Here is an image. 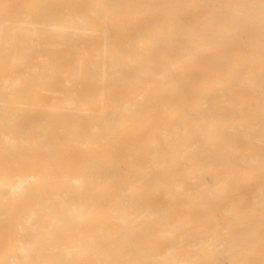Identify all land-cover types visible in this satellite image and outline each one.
I'll use <instances>...</instances> for the list:
<instances>
[{
    "label": "bare ground",
    "instance_id": "bare-ground-1",
    "mask_svg": "<svg viewBox=\"0 0 264 264\" xmlns=\"http://www.w3.org/2000/svg\"><path fill=\"white\" fill-rule=\"evenodd\" d=\"M192 1L0 0V264H264V0Z\"/></svg>",
    "mask_w": 264,
    "mask_h": 264
},
{
    "label": "rangeland",
    "instance_id": "rangeland-1",
    "mask_svg": "<svg viewBox=\"0 0 264 264\" xmlns=\"http://www.w3.org/2000/svg\"><path fill=\"white\" fill-rule=\"evenodd\" d=\"M153 1L160 2L162 0H153ZM179 1L182 3V6L185 7V8H188L189 5H191L192 2H193L192 0H179ZM213 6H214L213 3H209L207 5V8L204 9L203 11H200V10L197 11V10H193V9H190L189 11L188 10L185 11L186 12L185 13V19L183 20L184 27L189 28L193 23L202 20L207 14H209V13H211V11H213V10L210 9ZM141 17H142V15L136 16V18H141ZM101 18L102 17L94 18V21L93 22L94 23L100 22L101 21ZM183 44L184 43L182 42V45ZM257 51H260L261 52V47L258 46L257 47ZM257 59H260V58H257ZM58 93L61 94V92H58ZM114 96H115L114 97V100H115L114 103L117 106H120L122 104V102H123L122 92L119 93V94H117V95H114ZM104 105L105 104L99 103L96 106H93V110H91L90 112H95V110L98 111V110L102 109ZM138 124L141 126V129H144L146 127L145 123L140 122ZM135 127H136V125H135Z\"/></svg>",
    "mask_w": 264,
    "mask_h": 264
}]
</instances>
